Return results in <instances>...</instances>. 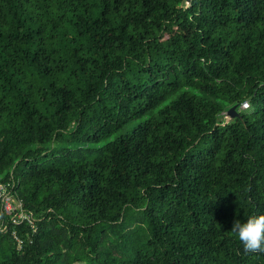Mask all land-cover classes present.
<instances>
[{"label":"trees","instance_id":"trees-1","mask_svg":"<svg viewBox=\"0 0 264 264\" xmlns=\"http://www.w3.org/2000/svg\"><path fill=\"white\" fill-rule=\"evenodd\" d=\"M0 183V264H264V0H0Z\"/></svg>","mask_w":264,"mask_h":264},{"label":"clouds","instance_id":"clouds-1","mask_svg":"<svg viewBox=\"0 0 264 264\" xmlns=\"http://www.w3.org/2000/svg\"><path fill=\"white\" fill-rule=\"evenodd\" d=\"M231 232L245 251L264 252V214L234 221Z\"/></svg>","mask_w":264,"mask_h":264},{"label":"built area","instance_id":"built-area-1","mask_svg":"<svg viewBox=\"0 0 264 264\" xmlns=\"http://www.w3.org/2000/svg\"><path fill=\"white\" fill-rule=\"evenodd\" d=\"M247 105L246 102L243 103ZM0 211L9 216L12 224L17 225L24 220L32 225L30 215L23 211L21 202L17 201L7 184L0 183ZM18 240L17 236H14ZM18 241V245H19Z\"/></svg>","mask_w":264,"mask_h":264},{"label":"water","instance_id":"water-1","mask_svg":"<svg viewBox=\"0 0 264 264\" xmlns=\"http://www.w3.org/2000/svg\"><path fill=\"white\" fill-rule=\"evenodd\" d=\"M235 107L236 106H232L226 111V115L229 116L228 119H232L234 116H238L239 117V114L236 112Z\"/></svg>","mask_w":264,"mask_h":264},{"label":"rangeland","instance_id":"rangeland-1","mask_svg":"<svg viewBox=\"0 0 264 264\" xmlns=\"http://www.w3.org/2000/svg\"><path fill=\"white\" fill-rule=\"evenodd\" d=\"M242 109H245V111H249V107H247V105H242L241 106ZM229 116L226 115V111L220 116L218 117L219 120H223L224 122L225 121H228L229 119ZM78 264V263H77ZM79 264H82V263H79Z\"/></svg>","mask_w":264,"mask_h":264}]
</instances>
